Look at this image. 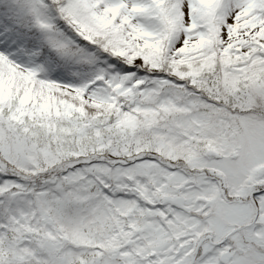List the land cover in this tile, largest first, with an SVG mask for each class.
Returning a JSON list of instances; mask_svg holds the SVG:
<instances>
[{
	"label": "snow or ice",
	"instance_id": "obj_1",
	"mask_svg": "<svg viewBox=\"0 0 264 264\" xmlns=\"http://www.w3.org/2000/svg\"><path fill=\"white\" fill-rule=\"evenodd\" d=\"M0 264H264V0H0Z\"/></svg>",
	"mask_w": 264,
	"mask_h": 264
}]
</instances>
